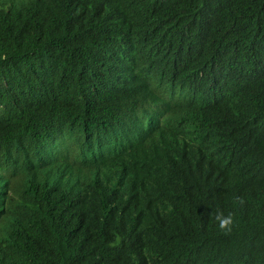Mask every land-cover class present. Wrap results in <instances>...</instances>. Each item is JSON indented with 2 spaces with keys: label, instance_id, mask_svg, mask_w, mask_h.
Masks as SVG:
<instances>
[{
  "label": "trees",
  "instance_id": "1",
  "mask_svg": "<svg viewBox=\"0 0 264 264\" xmlns=\"http://www.w3.org/2000/svg\"><path fill=\"white\" fill-rule=\"evenodd\" d=\"M178 90L208 161L130 153ZM0 264H264V0H0Z\"/></svg>",
  "mask_w": 264,
  "mask_h": 264
},
{
  "label": "clouds",
  "instance_id": "2",
  "mask_svg": "<svg viewBox=\"0 0 264 264\" xmlns=\"http://www.w3.org/2000/svg\"><path fill=\"white\" fill-rule=\"evenodd\" d=\"M139 107L145 109L142 115L138 117L135 125L131 126L130 153L136 151L138 135L148 130L154 131L159 136L160 152L173 150L179 156L183 145L192 141L196 156H205L208 161L210 155L214 153L216 137L202 142L201 135L199 134L197 137L194 134L196 125L202 124V114L199 110L192 111L190 90L187 95L178 90L171 97H151L142 92L140 99L134 101L131 110ZM208 125L212 126V123ZM220 144L223 146L222 142ZM171 167V159H164L160 162L162 180H166L171 174ZM233 199L234 203L240 206L246 203L242 196H236ZM211 222H214L225 236L231 235L236 226L234 213L228 212L226 214L219 206H215L214 211L211 213Z\"/></svg>",
  "mask_w": 264,
  "mask_h": 264
}]
</instances>
